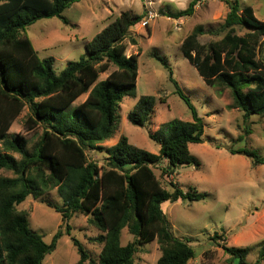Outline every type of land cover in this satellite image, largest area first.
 Wrapping results in <instances>:
<instances>
[{"label":"trees","instance_id":"obj_1","mask_svg":"<svg viewBox=\"0 0 264 264\" xmlns=\"http://www.w3.org/2000/svg\"><path fill=\"white\" fill-rule=\"evenodd\" d=\"M80 1L0 0V170L13 174L0 177V264H43L56 251L65 233L60 230L52 243H46L31 229L29 214L18 209L29 197L38 199L55 189L63 200V206L55 209L65 222L83 215L100 232L93 238L102 246L97 262L74 240L78 264H135L139 250L154 241L161 251L157 264H189L196 257L195 250L173 234L163 205L199 202L207 196L195 189L184 192L171 178L178 167H201L190 146L204 143V119L166 59L157 57L168 71L175 93L190 109L192 121L175 119L149 134L160 145L159 154L139 149L122 136L114 147L104 150V165L90 161L87 151H96L116 133L123 100L136 97L140 55L128 56L125 42L131 29L143 24L144 16L122 13L85 45V57L69 62L58 74L54 60L40 58L26 31L44 19L59 18L68 25L63 14ZM203 1L208 0H191L187 9L169 17L193 16ZM227 4L229 13L220 28L216 32L197 28L184 40L182 52L208 87L231 91V108L239 109L246 120L263 117L264 22L257 19L252 7L242 8L238 1ZM207 34L223 37L203 44L200 38ZM131 42L138 44L135 38ZM85 95L87 99L73 108ZM155 106L154 96L141 97L129 113L130 123L148 127ZM26 109V130H42L31 149L24 135L10 136ZM231 154L264 166V157L256 150L232 149ZM166 162L162 177L173 191L162 185L153 170ZM125 229L135 240L122 245ZM213 239L218 243L222 237ZM223 250L233 257L232 262L239 258L238 264H250L248 249L223 246ZM263 262L264 249L254 264Z\"/></svg>","mask_w":264,"mask_h":264},{"label":"rangeland","instance_id":"obj_2","mask_svg":"<svg viewBox=\"0 0 264 264\" xmlns=\"http://www.w3.org/2000/svg\"><path fill=\"white\" fill-rule=\"evenodd\" d=\"M232 1H238L242 8L252 7L257 19L264 22V0L203 1L196 6L193 16L178 20L170 18L169 14L187 9L191 0H82L64 12L68 25L59 18L44 19L26 31L40 58L53 59L54 69L60 74L69 62L85 57V43L122 13L130 11L144 16L143 24L131 29L125 42L128 56L140 55L136 97H126L121 103L113 138L96 151L88 150L87 156L90 161L104 165L107 155L104 150L114 147L122 136L139 149L159 154L160 145L149 134H155L164 124L175 119L192 121L190 109L175 93L168 71L157 59L165 58L175 79L205 122L204 143L190 146L201 167H178L171 178L184 192L195 189L207 194L206 198L199 202L163 205L173 234L195 250L196 257L189 264L231 263L233 257L225 253L223 246L248 249L247 262L254 264L264 249V166H254L244 155L231 154L232 149L247 148L264 157V116H252L246 120L239 109L231 108V91L208 87L182 52L184 40L197 28L202 27L206 32H216L220 28L229 13L227 3ZM222 37L207 34L200 41L208 44ZM131 38H135L138 44L134 46ZM109 73L102 74L100 81ZM143 96L156 98L153 119L145 128L134 126L128 118ZM87 97L79 98L73 108ZM27 116L26 109L13 124L10 136L24 135L31 149L40 139L42 130L28 132L25 127ZM166 166L167 162L153 170L162 185L173 191L162 177ZM0 177H13V174L0 170ZM62 206L63 200L55 189L38 199L29 197L18 207L29 214L31 229L42 235L46 243H52L60 230L65 233L59 239L56 251L48 255L43 264H78L80 255L74 246L75 239L97 262L102 246L93 238L100 232L90 226L88 218L83 215L65 222L55 209ZM69 227L70 235L67 234ZM216 235L222 237L221 241L217 239L218 243L213 239ZM134 240L127 229L123 230L122 245ZM160 257L158 242L154 241L139 250L135 264H157ZM239 260L237 258L232 263L238 264Z\"/></svg>","mask_w":264,"mask_h":264},{"label":"crops","instance_id":"obj_3","mask_svg":"<svg viewBox=\"0 0 264 264\" xmlns=\"http://www.w3.org/2000/svg\"><path fill=\"white\" fill-rule=\"evenodd\" d=\"M110 24H111V23H110ZM108 25H109V24H108ZM108 25H107V26H108ZM107 26H106V27H107ZM106 27H104L103 29H105ZM103 29H102V30H103ZM102 30H101V31H102ZM101 31H99V33H100ZM99 33H98V34H99ZM98 34H97V35H98ZM97 35H96V36H97ZM93 39H94V38H93ZM93 39H91L90 41L86 42L85 45H86L87 43L91 42Z\"/></svg>","mask_w":264,"mask_h":264}]
</instances>
